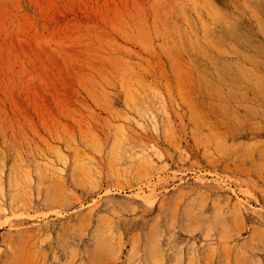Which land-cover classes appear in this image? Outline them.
Wrapping results in <instances>:
<instances>
[{
  "label": "rangeland",
  "instance_id": "1",
  "mask_svg": "<svg viewBox=\"0 0 264 264\" xmlns=\"http://www.w3.org/2000/svg\"><path fill=\"white\" fill-rule=\"evenodd\" d=\"M0 264H264V0H0Z\"/></svg>",
  "mask_w": 264,
  "mask_h": 264
}]
</instances>
